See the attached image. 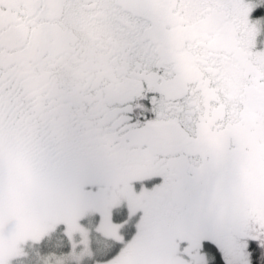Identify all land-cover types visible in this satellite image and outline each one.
Instances as JSON below:
<instances>
[{"label": "flooded vegetation", "instance_id": "obj_1", "mask_svg": "<svg viewBox=\"0 0 264 264\" xmlns=\"http://www.w3.org/2000/svg\"><path fill=\"white\" fill-rule=\"evenodd\" d=\"M240 5V0H0L4 193L15 197V169L40 179L62 177L82 131L88 149L98 145L109 151L104 158L121 161L137 147L130 133L148 134L171 149L165 171L170 181L158 185L152 210L179 243L157 238L145 262L171 264L173 256L172 264H189L188 259L202 264L193 262L191 251L201 250L207 239L199 236L207 210L203 188L212 174L187 142L190 127L202 115L227 128L232 121L249 122L248 107L264 114V66L249 45L255 30L239 15ZM263 16L261 3L249 19ZM140 97L151 106L137 118L134 103ZM121 116L131 127L113 141L118 125L107 126ZM168 122L183 129V140L170 142L152 130ZM258 124L264 126V117ZM160 179L158 171L131 178L155 187ZM189 190L198 196L196 205ZM184 238L192 250L180 249ZM128 254L132 264H145L143 252Z\"/></svg>", "mask_w": 264, "mask_h": 264}, {"label": "rangeland", "instance_id": "obj_2", "mask_svg": "<svg viewBox=\"0 0 264 264\" xmlns=\"http://www.w3.org/2000/svg\"><path fill=\"white\" fill-rule=\"evenodd\" d=\"M240 2L239 15L255 30L249 45L264 66V16L263 19H249L264 0ZM237 86L238 83L234 82L231 88L234 97L238 95ZM247 112L249 122L232 121L227 128L216 123L211 127V134L207 126L204 128L205 133L204 129L198 133V126L190 127L194 138L205 137L209 141V145L198 148L209 151L211 159L220 164L217 167L215 188L223 222L213 223L208 220L209 213L203 212L199 240L210 238L218 242L228 264H249L245 251L246 236L257 231L264 232V126L258 124L264 114L249 107ZM126 118L121 116L107 126L114 128L118 125L116 130L112 129L113 133L110 132L113 141L126 132L125 128L131 127L125 122ZM83 132L78 135L73 155L67 158L62 177L47 180L45 176L40 179L31 171L15 169L19 182L15 197L12 198L4 193L0 184V264H15L16 259L25 254L26 246L42 240L58 223H61L59 226L64 223L63 230L70 239L71 249L66 254L39 255L37 259L40 264H81L82 259L91 254L92 227L105 237L122 242L120 250L109 262L104 260L95 264H117L122 258L125 259L122 264H132L133 256L128 253L134 250L143 252L144 263L147 264L145 260L148 261L147 255L150 257L152 248L157 246V238L179 243L174 232L163 231L159 226L162 220L157 218V212L153 213L158 185H166L170 181L165 171L168 165L166 154L171 149L157 146L147 151V155L143 152L146 144L141 142L142 148H130L124 160H107L104 156L109 151L100 150L98 145L87 151L86 140L82 139ZM212 140L220 142L226 149L218 150L210 145ZM150 171H158L163 175L156 187L143 182L137 186L131 180ZM188 172H191L190 169ZM60 178H65V181L60 183ZM192 193L190 191V197L196 205L198 196ZM122 204L127 205L130 213L137 216V229L127 240L123 239L121 224L115 222L112 215L113 208ZM226 214H229V221L225 222L223 219ZM180 249L192 250L188 239L180 243ZM191 254L193 262H206L207 256L202 250L195 248ZM169 260L172 264L175 257L171 256ZM187 262L190 264L192 261L188 259Z\"/></svg>", "mask_w": 264, "mask_h": 264}, {"label": "trees", "instance_id": "obj_3", "mask_svg": "<svg viewBox=\"0 0 264 264\" xmlns=\"http://www.w3.org/2000/svg\"><path fill=\"white\" fill-rule=\"evenodd\" d=\"M150 101L149 99L140 97L134 103L135 112L134 115L137 118H141L145 115L150 109ZM199 128L198 133L203 131L205 126L206 129H209L210 134L212 133V123L209 120L208 115H202L198 124ZM206 129H204L203 133H205ZM140 134L136 132H131L130 135L133 136V144L141 147V142L146 144L144 145L146 149H143L147 155V151H152L157 147L158 144L152 140L148 134ZM139 134V135H138ZM209 134V135H210ZM195 135V134H194ZM193 137V136H192ZM195 137V136H194ZM187 138V142L191 144V148L194 153L198 154L202 157L205 161V164L209 167L211 172L212 179L210 182L203 188V195L205 198V205L207 207V212L209 213V219L214 223L220 222L222 223L221 215H220V205L217 201V189L215 188L216 183V174H217V167L220 166L219 163L215 162L211 159V153L207 150H200L198 147L203 145H209V141L205 137H198V138ZM212 146L217 147L219 150L220 148L226 149V147L219 143H216L215 140L211 141ZM90 152V149L87 150ZM136 183V182H134ZM138 185V184H137ZM140 185V184H139ZM148 185V184H147ZM229 211V210H228ZM113 220L115 222L121 223V231L123 235V239H129L136 231V222L137 216L130 213L129 208L127 205H119L113 208ZM215 215L216 218H215ZM232 216V213H231ZM96 217V216H95ZM215 218V220H213ZM229 214H226L224 217V221H229ZM217 222V223H218ZM261 226V225H258ZM122 246V242L116 240L112 237H105L104 234L97 231L92 227L91 229V254L85 256L81 264H95L97 261H104L111 259L114 257ZM71 249V242L68 238L67 234L63 230V226L57 225V227L47 236H45L39 242H34L31 246L25 247V254L18 257L15 261V264H40L37 257L39 255L45 254H66ZM202 252L206 254V262L202 264H228L226 260V256L222 250V247L219 245L218 242L207 238L202 243ZM32 251V254H29ZM246 257L249 261V264H264V232L257 231L255 234H247L246 236ZM75 264V263H72Z\"/></svg>", "mask_w": 264, "mask_h": 264}, {"label": "water", "instance_id": "obj_4", "mask_svg": "<svg viewBox=\"0 0 264 264\" xmlns=\"http://www.w3.org/2000/svg\"><path fill=\"white\" fill-rule=\"evenodd\" d=\"M152 130L163 139L170 142H179L185 137L184 131L175 122L161 123L152 126Z\"/></svg>", "mask_w": 264, "mask_h": 264}]
</instances>
